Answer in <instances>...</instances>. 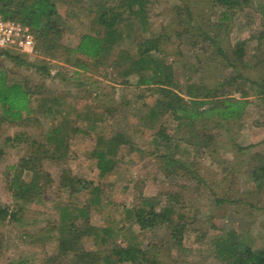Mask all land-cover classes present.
<instances>
[{
  "label": "rangeland",
  "instance_id": "374dc122",
  "mask_svg": "<svg viewBox=\"0 0 264 264\" xmlns=\"http://www.w3.org/2000/svg\"><path fill=\"white\" fill-rule=\"evenodd\" d=\"M53 2L52 42L36 32L37 52L20 57L25 64L0 51V70L8 82L25 86L33 110L12 121L0 107V204L17 212L15 220L0 219V264H106L114 247L128 246L151 251V264H231L220 251L232 234L253 250L263 249L264 45L258 50V44L264 42V0H252L222 30L219 40L231 59L235 44L246 40L235 68L203 41L208 22H220L223 13L209 0H149L144 21L121 7L124 0ZM102 9L121 13L116 27L123 39L99 59L71 55L81 35L103 33L97 22ZM149 37L161 40L163 53H151L145 75L169 67L170 84L161 74L159 79L174 94L164 95L157 90L161 85L137 84V43ZM49 43L56 48L37 49ZM238 74L247 80L236 79ZM196 87L204 90L188 97ZM208 90L247 103L233 119L190 118L198 109L194 101ZM163 103L172 106L163 111ZM96 149L112 161L104 174L92 154ZM38 156L29 165H37L36 194L19 210L22 202L12 191L17 166ZM32 175L24 170L22 179L29 182ZM71 179L82 187H72ZM144 200L146 212L151 207L167 213L182 227L180 242L166 223L140 228L135 215ZM70 222L82 235L75 253H94L95 259L78 262L76 254L63 251Z\"/></svg>",
  "mask_w": 264,
  "mask_h": 264
},
{
  "label": "trees",
  "instance_id": "16d2710c",
  "mask_svg": "<svg viewBox=\"0 0 264 264\" xmlns=\"http://www.w3.org/2000/svg\"><path fill=\"white\" fill-rule=\"evenodd\" d=\"M148 1L149 0H124L121 7L125 6L130 15L140 18V21H144L146 16L145 8L148 4ZM29 2L30 4H27ZM209 2L213 5L214 8L223 10V13L222 17L220 18V22L215 24H209L210 22H208V25L206 26V30L208 31L201 33V35L203 36V41H208L212 45L209 49L212 48L216 55L221 57L222 60H225L228 67L235 68L236 66L233 64V60L239 61L244 58L246 54V40L238 41L235 44V49L232 54L234 58L231 59V57L228 55L227 49L222 45L223 42L221 43L222 39H219L221 33L223 32L222 30L227 27L226 22L230 21L232 16L237 12H241L246 7H250L252 5V0H209ZM56 14L57 8L55 7L53 0H0V15H2L4 19L16 20L24 25L29 26L34 32L35 36L36 32L38 33L37 35H39L41 41L42 39L47 40L50 36L49 33L55 28V24L53 23V21H51V19ZM120 16L121 13H116L109 9H102L98 15L97 22L99 26L103 28V33L97 35H81L77 45L69 50L70 54L77 55L79 56L78 58L85 57L94 60L101 58L108 50L113 47V45L118 43L124 37L123 33H121V30L116 27L117 23L119 22L118 18H120ZM187 17H191L189 12L187 13ZM210 34L215 35L211 36ZM261 38L262 33L259 36V39ZM261 41L258 44V50L259 47L261 48V46L264 45V42L262 43ZM48 42H52L51 39H48ZM160 42L161 40H159L158 37L144 38L142 41L138 42L136 51L137 58L133 60V65L135 66L136 71L139 74H142L140 80L137 82L138 85H161L160 89L157 90L161 91L164 95L167 96L174 94V92L171 91V89L162 86L166 85L167 83L164 84V81L159 78L161 75L164 76V78L168 81V85L170 84L171 81L169 78V67L162 64V66H157V72L161 70V75L155 73V75L151 78H148L145 75V72L150 68L149 64L151 63V61H149V59H151L152 57L151 53H163L161 48L162 43ZM55 48L56 46L51 43L45 45L44 47H42V45L37 47L38 50L43 49L45 51L53 50ZM260 52L264 55V50H261ZM2 55H5L6 57L16 61L17 63L25 64V61L20 59L19 56H14L8 52H3ZM236 79H243L245 81L247 80L240 74L237 75ZM233 80H235V78ZM262 85H264V82L262 83ZM201 90H204V87L189 89L186 92V95L193 98L192 95L197 94L198 96L202 92ZM202 96V101H194V104L198 106V109L196 108L195 111L191 112L190 118L192 119L200 118L203 115L207 117L213 115L220 119H233L237 117L240 112H242V108L245 107V104L247 103L244 100L231 98L220 99L221 97H218L215 91L209 90ZM29 97V91L25 88L24 85L16 82H8L4 77L3 71L0 70V107L2 108L3 113L6 117L10 118L12 121H17L21 120L24 115L31 114L33 110L30 107ZM176 97L179 102H183V98L181 96L176 95ZM205 105H209V107L205 108ZM171 106V103L161 104V107H163V111H168ZM200 108L204 109L201 110ZM179 110V113H181L182 110ZM163 136L164 134L160 132V142ZM39 148H41V146L38 147V150ZM43 153H46V151H44ZM92 154L93 157L96 158L99 171L102 174L108 172L112 165V161L111 159H107V152L96 149L92 152ZM40 159V156H38L36 159L33 157L23 159L17 166V169L21 168V171L18 175H15V178L13 179L12 191L14 199L18 200V202H22L21 204L19 203V210L23 208L22 206H24L26 202H30L33 195L36 194L34 193V187L37 188L38 186L35 184V180H37V177L39 176V174L37 173V165L36 167H34V165L33 167H29V165L33 164L35 160ZM24 170H28L33 174L32 180H30L29 182H26L22 179V172ZM259 170L262 174H264V165H261L259 167ZM79 184V180H70V185L72 187H76L77 190L82 187V185L80 186ZM258 187H261L260 183L258 184ZM219 202H224V200H220ZM143 204L144 207L137 209L135 215L136 222L140 225V228L142 230L152 229L155 227V223L163 222L173 228L174 233H176L177 237L179 238V242L182 240V236H180L182 233V227H179L177 222L175 223L173 219H169L167 213H157L151 207L150 211L146 212L145 206L148 203L144 200ZM144 213L153 214L155 216L152 219H148L146 217V214ZM16 216L17 212H12L7 207H3L0 204V219L10 218L12 220H15ZM68 216L71 217L72 214H68ZM157 218L159 219V221H156ZM180 218V216L177 217L178 220ZM70 223V237H65L61 240L60 243L63 251L65 253L69 251L73 252V255L76 254L75 257L78 259V262H85L90 257H94L93 259H95L96 254L94 253H85V255H83V253L80 254L78 251L75 253V251L77 250H75V248H78V243L82 235L79 233L80 231L77 228L78 226L76 225V223ZM235 236V234H232L227 241L221 244L222 249L220 253H225L229 258H231V264H264V248L261 250H253L244 241H237ZM150 252L151 251H143L140 248L130 246L126 248L114 247L111 250L110 254L104 258V262L106 264H125L129 262H139L140 264H142L141 262H143L144 264H151V261H153V257L149 256ZM54 259L55 257H52L50 261H54ZM10 264L21 263L18 262Z\"/></svg>",
  "mask_w": 264,
  "mask_h": 264
},
{
  "label": "built area",
  "instance_id": "2783aa9c",
  "mask_svg": "<svg viewBox=\"0 0 264 264\" xmlns=\"http://www.w3.org/2000/svg\"><path fill=\"white\" fill-rule=\"evenodd\" d=\"M0 51L19 57L35 55L34 32L19 21L0 17Z\"/></svg>",
  "mask_w": 264,
  "mask_h": 264
},
{
  "label": "crops",
  "instance_id": "0c3cea01",
  "mask_svg": "<svg viewBox=\"0 0 264 264\" xmlns=\"http://www.w3.org/2000/svg\"><path fill=\"white\" fill-rule=\"evenodd\" d=\"M91 35H97V34H91ZM89 59V58H88Z\"/></svg>",
  "mask_w": 264,
  "mask_h": 264
}]
</instances>
